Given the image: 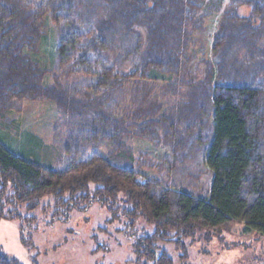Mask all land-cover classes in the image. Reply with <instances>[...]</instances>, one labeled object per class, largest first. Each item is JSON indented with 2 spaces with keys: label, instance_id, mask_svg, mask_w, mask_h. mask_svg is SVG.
Masks as SVG:
<instances>
[{
  "label": "trees",
  "instance_id": "1",
  "mask_svg": "<svg viewBox=\"0 0 264 264\" xmlns=\"http://www.w3.org/2000/svg\"><path fill=\"white\" fill-rule=\"evenodd\" d=\"M224 3L0 0V126L24 98L68 116L51 146L32 136L17 154L0 140V219L45 196L58 213L123 204L154 226L136 242L153 264H173L157 241L200 230L264 237V0ZM48 31L45 68L33 53ZM132 139L170 153L136 154ZM0 264L19 263L0 250Z\"/></svg>",
  "mask_w": 264,
  "mask_h": 264
},
{
  "label": "rangeland",
  "instance_id": "2",
  "mask_svg": "<svg viewBox=\"0 0 264 264\" xmlns=\"http://www.w3.org/2000/svg\"><path fill=\"white\" fill-rule=\"evenodd\" d=\"M247 10L244 7L240 11L245 14ZM218 20V15L205 19L209 38ZM53 45L48 31L33 53L40 67L50 66ZM46 81L50 82L49 76ZM20 107L13 114V124L0 126V140L17 154L34 146L32 136L41 146H51L54 134L66 128L68 116L53 102L24 98ZM129 142L136 154L145 151L162 159L170 153L162 144L153 145L143 139ZM80 206L58 213L48 196L41 198L34 209L20 205V216L0 219V250L19 264H153L144 253L145 247L136 246L141 237L153 232L152 224L140 216L131 220L123 214V204L108 207L93 202ZM242 228L240 223H232L216 231L200 230L182 238L180 246L157 241L155 249L165 252L173 264H264V237L255 232L243 233Z\"/></svg>",
  "mask_w": 264,
  "mask_h": 264
}]
</instances>
